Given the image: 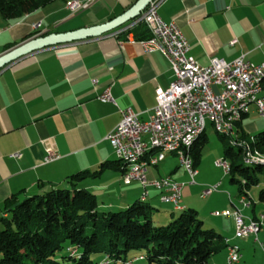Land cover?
<instances>
[{
	"label": "crops",
	"instance_id": "1",
	"mask_svg": "<svg viewBox=\"0 0 264 264\" xmlns=\"http://www.w3.org/2000/svg\"><path fill=\"white\" fill-rule=\"evenodd\" d=\"M138 1L56 0L16 20L0 14V56L38 37L106 24ZM72 2L89 3V7L81 12L68 9ZM158 14L164 22L179 26L190 46L188 55L203 67L213 58L231 63L243 56L255 65L264 63V0H163ZM139 18L97 38L36 51L0 70V217L6 216L4 203L14 195L23 199L52 187L66 188L71 175L96 171L105 162L118 160L106 137L120 123L121 110L131 108L142 121L150 119L156 91L169 88L173 71L164 56L145 51L142 41L131 33ZM35 24H41L40 28L35 29ZM234 40L237 43L232 45ZM108 90L115 103L99 100ZM48 141L54 144L58 159L45 164ZM16 153L21 158L11 157ZM159 165L150 168V181L163 178ZM122 174L108 170L78 187L96 195L100 211H121L145 199L143 186L125 185ZM169 177L185 184L182 209H196L204 225L240 248L241 261L246 255L250 264H264V230L242 239L236 236L235 226L237 210L246 221L264 215L257 192H249V197L237 194L238 202L231 196L230 213L214 222L192 198L187 187L197 182L190 185L185 169H176ZM159 195L150 188L147 202L160 210L159 220H165L177 209L159 208ZM223 252L225 256L213 257L210 264H229L228 249Z\"/></svg>",
	"mask_w": 264,
	"mask_h": 264
},
{
	"label": "trees",
	"instance_id": "2",
	"mask_svg": "<svg viewBox=\"0 0 264 264\" xmlns=\"http://www.w3.org/2000/svg\"><path fill=\"white\" fill-rule=\"evenodd\" d=\"M54 1L0 0V14L6 20H16ZM131 33L138 41L151 37L144 22H139ZM247 117L243 115L235 124L234 137L217 134L226 143L224 159L230 164L227 175L237 186L238 196L249 197L251 189L259 187V201L264 203V131L253 136L246 133L243 121ZM208 143L205 131L183 144L196 170ZM189 144H193L190 149ZM126 168L120 159L108 161L96 171L66 178V188L52 187L23 199L14 195L6 200V216L0 217V264H134L142 260L148 264H210L213 257L229 248L221 233L205 228L196 209L180 206L182 213L177 218L172 213L173 221L158 225L155 214L160 210L143 198L124 210L103 212L96 195L78 187L105 171L123 173ZM131 252L142 256L129 259ZM95 255L105 258L96 262Z\"/></svg>",
	"mask_w": 264,
	"mask_h": 264
},
{
	"label": "built area",
	"instance_id": "3",
	"mask_svg": "<svg viewBox=\"0 0 264 264\" xmlns=\"http://www.w3.org/2000/svg\"><path fill=\"white\" fill-rule=\"evenodd\" d=\"M163 0L151 1L139 22H144L150 30L151 37L143 40L141 45L147 52H159L169 62L173 71V81L166 90L156 91V106L148 121H142L140 114L129 108L121 110L122 119L117 127L108 134L106 139L111 144L115 154L139 153L148 143L164 141V138H172V145H167L168 154L154 158L144 167H130L122 174L125 185L134 182L140 183L143 194H149L152 186L172 185L179 187V196L170 197L166 193L161 197H170L173 200H182L185 184L166 177L161 181H150L149 170L157 167L163 162L167 155H175L181 159L182 166L190 177V185L196 184L198 171L194 168L189 150L184 154H174L173 146L175 134L186 128L202 129V124H220V114L223 110L231 107L237 95L249 94V84L264 69V63L255 65L241 57L235 62H227L222 59L213 58L210 65L203 67L188 53L190 46L181 29L176 23H166L158 14V7ZM89 7V3L75 4L71 8H80V12ZM41 24H35L39 29ZM237 40L231 44L235 45ZM96 83V81H95ZM102 102H114L109 90L99 96ZM115 103V102H114ZM258 113L264 116V94L259 95V102L253 103ZM238 111H242L241 109ZM249 111H244V115ZM239 121L242 118H237ZM228 132L233 136L227 127ZM46 157L45 164H50L58 159L54 144L45 142ZM192 145H189V149ZM22 154H13L12 158H21ZM226 174L230 172V164L222 159L217 162ZM218 186H212L203 191L204 196H210L216 192ZM218 215V213H216ZM237 236L248 238L257 236L264 229V215L257 220L246 224L245 218L237 210ZM242 255L240 251L229 252V263H238Z\"/></svg>",
	"mask_w": 264,
	"mask_h": 264
},
{
	"label": "rangeland",
	"instance_id": "4",
	"mask_svg": "<svg viewBox=\"0 0 264 264\" xmlns=\"http://www.w3.org/2000/svg\"><path fill=\"white\" fill-rule=\"evenodd\" d=\"M73 3L74 2H72L69 5V7H71ZM249 113H250L249 116L245 118L243 121V126H244L245 131L249 135H252V136L259 132L264 131V116H261L257 112L256 106L254 104H251L249 106ZM217 133L218 132L215 126L213 125V123H210L208 121L206 123V134L208 135L209 143L206 145L205 149L203 150L201 164L198 167L200 174L199 176L196 177L197 185L187 187L191 189V192L193 194L192 198H194L195 203H197V205L201 207L202 214H204L206 217H208L214 222H219L221 219H223L225 216H227L230 213L229 211H227V209L229 210L232 208V204H233L232 198L238 202L237 186L231 184L230 176H228L222 168L217 166V162L219 160L224 159V147L226 146V143L220 139ZM227 142L231 143V138H228ZM154 152L157 154V157H159L161 154H168V153L162 152L159 149L155 150ZM159 166H160V172L163 178H159L158 181H161L167 176L169 177L171 172H173L176 169H178V171L181 169H184L182 166L181 159L175 155L174 156L167 155V159L164 162L160 163ZM202 186H207L206 188H209L212 186H218V189L216 191L217 193L214 192L215 193L214 195L204 196L203 191H202L203 190ZM261 187H264V184H262ZM153 190H155L158 194L161 193V195L165 194L166 192L165 188L163 190L153 188ZM250 192L253 194L254 192H257V195H258L257 199L259 198V192H260L259 187L252 188ZM161 195H159L158 200H157L159 203L158 207L160 208L162 206V208H166L167 210H171V211H174V209H178L177 211H174L175 217L177 218L182 213L181 210H179L180 207L178 208L173 203L163 200ZM240 197H245V196H240ZM147 198H145L144 201L147 200ZM246 201L247 199L243 198L242 204H245ZM180 203H181L180 206L183 205L185 203V200L181 201ZM216 212H218V215H216ZM235 216H236L235 226H237V215ZM257 219H249L248 221H246V218H245V222L246 224H249L251 221L253 220L255 221ZM171 221H173V219H170V218L165 219V220H159L158 213L155 214V222L158 225H168ZM205 228L210 229V226L205 225ZM263 230L264 229H262L261 231ZM261 231H259V233ZM236 236H237V229H236ZM239 238L245 239L243 237H239ZM236 247L237 246L230 245L228 248V251L230 252ZM238 250L240 251V248H238ZM225 255H226V252H223L217 255L216 257L225 256ZM140 256H142V253L140 252L129 253V259L138 258ZM257 257L259 258V256ZM104 258L105 256L103 255L93 256V259L96 262H102ZM248 258L249 257L245 255L244 260L241 261L242 259L241 257L240 259L241 262L239 261L240 264H250V261ZM238 263H229V264H238ZM111 264H115V263H111ZM134 264H148V262L147 260H142V261L135 262Z\"/></svg>",
	"mask_w": 264,
	"mask_h": 264
},
{
	"label": "bare ground",
	"instance_id": "5",
	"mask_svg": "<svg viewBox=\"0 0 264 264\" xmlns=\"http://www.w3.org/2000/svg\"><path fill=\"white\" fill-rule=\"evenodd\" d=\"M74 5V4H73ZM72 5V6H73ZM73 9V8H71ZM249 94L256 95H237L235 96V102L231 103V107L226 108L220 114V124H215L216 130L227 136H232L229 131L235 134V124L239 121L237 118H242L244 111H249V106L253 103L259 102V95L264 94V69L257 75L255 80L249 84ZM242 111H238V110ZM206 131V123L202 124V129L195 131V128H186L179 133L175 134L173 146L174 154H184L183 144L196 140L203 132ZM167 145H172V138H164V141L157 143H148L139 153H126V154H116L118 159L122 160L127 168L132 167H144V165L149 164L155 157V150H161L164 153H168ZM193 145V144H189ZM164 155V154H161ZM152 188H157L163 190L166 189V193H169L170 197L179 196V187H172V185L163 186H152ZM165 194L161 195L164 196ZM149 194H144V198H147ZM170 197H162L163 200L170 202ZM181 200H173V204L176 207H180ZM232 251H239L238 248H234Z\"/></svg>",
	"mask_w": 264,
	"mask_h": 264
},
{
	"label": "water",
	"instance_id": "6",
	"mask_svg": "<svg viewBox=\"0 0 264 264\" xmlns=\"http://www.w3.org/2000/svg\"><path fill=\"white\" fill-rule=\"evenodd\" d=\"M151 1L154 0H139L122 16L106 24L73 32H67L64 34H50L27 41L24 44L0 56V70L19 60L20 58L36 51L54 46L65 45L72 42H78L89 38H97L114 31L129 21L139 18L141 13L148 7Z\"/></svg>",
	"mask_w": 264,
	"mask_h": 264
}]
</instances>
